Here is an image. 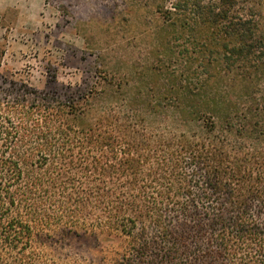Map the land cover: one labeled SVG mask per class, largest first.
Here are the masks:
<instances>
[{"label": "trees", "instance_id": "obj_1", "mask_svg": "<svg viewBox=\"0 0 264 264\" xmlns=\"http://www.w3.org/2000/svg\"><path fill=\"white\" fill-rule=\"evenodd\" d=\"M159 12L173 124L1 81L0 264H264V0Z\"/></svg>", "mask_w": 264, "mask_h": 264}, {"label": "rangeland", "instance_id": "obj_2", "mask_svg": "<svg viewBox=\"0 0 264 264\" xmlns=\"http://www.w3.org/2000/svg\"><path fill=\"white\" fill-rule=\"evenodd\" d=\"M176 1L0 0V83L86 97L80 100L86 114L115 109L121 117L143 119L150 131L173 124V103L199 102L211 90L189 94L169 75L191 63L156 39L168 29L160 9ZM220 94L213 90L214 97ZM152 98L166 118L149 112Z\"/></svg>", "mask_w": 264, "mask_h": 264}]
</instances>
